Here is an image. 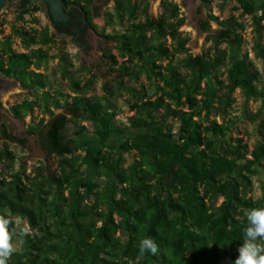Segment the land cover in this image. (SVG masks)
<instances>
[{
  "label": "trees",
  "instance_id": "trees-1",
  "mask_svg": "<svg viewBox=\"0 0 264 264\" xmlns=\"http://www.w3.org/2000/svg\"><path fill=\"white\" fill-rule=\"evenodd\" d=\"M139 1L144 0L136 3L117 0L115 8L125 9L134 15ZM227 1L222 0V6ZM207 2L202 0L204 4ZM235 2L242 8L241 13L251 15L255 31L252 47L261 59L264 71V0ZM146 5L144 3L141 10L144 20L132 22L129 33L104 34L108 41H116L118 54L123 57L118 61L111 50L104 52L112 63V71H117L119 76H136L145 70L147 75L162 80L153 99L141 98L140 102L136 100L131 104L135 114L128 116L126 124L111 127L109 118L103 113L101 100L84 93L83 90L92 85V78H86L83 83L79 79L70 81L74 95L64 104L47 90L41 92L45 102L49 100L51 105H63L65 108L58 113L48 108V120H54L60 142V148L53 153L60 157L61 170L59 173L49 172L45 181L54 184L57 192L48 206L42 201V196L37 197L36 192L20 178L6 182L4 187V181H0V209L8 208L14 214L28 217L31 225L40 224L43 232L35 241L29 235L24 236V244L31 256L29 260L18 257L9 260L8 264H234L238 258V248L243 243V224L240 221L246 223L243 209L264 205V196L257 201L248 195L254 171L252 167L264 170V119L258 124L261 139L252 147L238 136L234 145L220 150L218 143L228 126L226 122L209 116L211 112L226 113L232 101L231 92L237 87L246 98L264 95L256 85L261 72L245 52L237 59H231L227 81L219 80L226 90L218 93L207 79L203 96L196 98L195 95L201 80L225 63L227 50L219 48V42L240 45V30L245 24L233 14L219 19L216 14L208 12L204 27L200 28L210 30V20L219 24L217 32L210 34L214 39V52L196 55L187 52L182 59L183 65L192 72L187 74L171 61L164 66L156 63V59L188 50L187 37L178 30L183 17L179 16L177 3L164 0V11L156 18L147 13ZM39 7L34 4L30 10L28 6H22L18 9V18H23L25 12L33 13ZM147 30L163 38L155 47L148 40ZM11 35L18 36L22 45L29 49L16 51L11 48ZM167 36L171 40L170 46L164 42ZM53 41L47 26L37 30L12 24L11 32L0 38V63L5 74L24 87H43L46 83L43 72L30 66L38 68L48 52L42 46H30ZM134 59L139 62H134ZM116 64L118 67L114 69ZM115 80L121 84L118 77ZM102 87L113 93L107 82L102 83ZM34 105L35 101L31 99H22L12 104L11 109L21 117ZM46 106L49 107L48 104ZM143 110L146 115L141 114ZM78 116L95 119L94 128L86 130L85 126H80L72 135L66 134L64 129L70 117ZM169 116L178 120L175 131L164 124V118ZM35 129L31 128L30 132H35ZM121 134L125 137L117 139ZM111 138L117 139L113 145ZM107 147L121 155L134 149L138 155L130 164L123 166L120 160L111 158ZM77 149L83 151L81 159L87 167L86 173L80 176L67 156ZM13 154L8 148L0 147V160H6L8 166L14 159ZM240 158L244 160L237 164ZM101 171L107 176L104 183L106 208L103 210L98 209V201L93 204L88 201L93 195L99 198L95 177ZM65 189L70 190L68 196H65ZM220 197L223 201L217 205ZM45 207L48 208L47 214ZM52 214L61 217L57 232H52L47 223L48 215ZM99 220L100 226L97 224ZM50 235L61 239L59 246L48 241ZM121 236H126V240ZM145 236L154 238L159 252L138 258L137 245ZM50 250H60L59 256L46 254L41 257L40 252ZM224 257L229 259L222 263Z\"/></svg>",
  "mask_w": 264,
  "mask_h": 264
},
{
  "label": "rangeland",
  "instance_id": "rangeland-1",
  "mask_svg": "<svg viewBox=\"0 0 264 264\" xmlns=\"http://www.w3.org/2000/svg\"><path fill=\"white\" fill-rule=\"evenodd\" d=\"M16 0H7L3 3L0 9V38H4L9 32H11L12 24L23 25L26 28H36L40 30L47 25V18L43 12V8H39L32 11L25 12L23 18H18V11L16 7L13 6L12 2ZM136 3L138 0H133ZM164 0H144L138 2V9L134 15H131L127 10L119 8L116 9V1L114 4L111 2L107 8H102V15L98 20V27L101 32L107 34L116 35L122 32H130V25L132 22H137L139 20H144V13L141 11L144 3L147 5V13L156 18L164 11L163 6ZM176 2L178 6L179 16L183 17V23L179 25L178 30L182 32L183 36L187 37L186 47L188 50L186 52L176 53L170 57H163L156 59L157 64L164 66L166 62L171 61V63L179 68L182 72L191 74L190 69L183 65L182 59L190 52L194 55L201 52H209L213 54L214 52V39L210 36L211 33H216V29L219 24L215 20H210V30H204L200 27L191 26L185 8L181 0H170ZM38 0L30 1L28 8L31 10L34 4ZM222 0H208L206 4H203V8L206 14L211 12L216 14L219 19L228 17L233 14L236 19L240 20L245 24V27L240 30L242 33V40L240 45L232 44L228 41L219 42V48L225 47L227 50V58L225 63L218 67L216 72L210 73L208 77L203 78L200 82V88L197 89L196 98L203 96V91L207 79L215 86L218 93H222L226 90V87L220 84L219 80L227 81L226 77L228 75V68L231 65V59H237L243 53H247V57L251 60L254 66L261 72L256 81L258 89L264 91V71L262 70V61L257 57L253 50V42L255 31H253L251 15L248 13H241L242 8L237 7V2L235 0H228L224 6L221 4ZM237 7V8H236ZM46 11V10H45ZM104 13V17H103ZM96 18V19H98ZM50 26V23H49ZM148 40L155 47L156 44L163 38L158 37L152 30H147ZM165 44L170 46V37L164 39ZM262 43L264 44V27L262 35ZM10 45L16 51L25 50L24 46L20 42V39L16 35H11ZM40 44H35L33 46H39ZM42 48L46 49L48 54L43 59L38 68L31 69L43 72L45 76L46 83L43 87L34 86L33 88L24 87L19 81L10 77L8 97H7V107L9 108L12 104L21 101L22 99H31L35 101L33 109L24 113L23 116L16 118L25 128L26 126L32 127L33 129L43 126L50 118V112L48 110H53L54 113L64 111V106L55 107L51 105L48 100L45 102L40 94L43 90H47L52 97L59 98L60 102L64 104L65 100H70V96L74 95L71 91L69 83L75 79H79L81 83L85 81L86 78H92L93 83L87 89H84V93L88 96L98 98L101 100L103 105V113L109 118L111 127L123 126L128 122V116L135 114V110L131 108V104L138 100L140 102L141 98H154L155 90L157 85H162V80L153 75H147L145 70L140 71L136 76L134 75H121L119 76L116 72L111 70L112 63L104 55V52L111 50L112 54L116 55L118 61L122 60V56L118 54V48L116 41L105 40V50H102L103 56L108 60V70L100 72L83 60L82 54L77 50V46L73 45L71 42H66L64 39L58 37V47L56 41L54 40L50 44L41 45ZM81 54V55H80ZM62 55V57H61ZM134 62H139L134 59ZM118 67V64L113 66L114 69ZM118 77L121 84L115 78ZM107 82L109 89L113 93H108L103 87L102 83ZM83 93V92H81ZM232 101L230 106L227 108L225 114H216L211 112L210 118L215 117L217 121H224L227 123L228 129L226 134L219 140V149L223 150L225 147L234 145L236 138L239 136L242 138V142L246 143L248 147H252L257 141L261 139L258 131V124L261 119H264V95H251L246 98L242 90L237 87L231 92ZM48 104L49 107L46 106ZM215 104L217 102L215 101ZM203 113V111H202ZM146 115L144 110L141 113ZM204 114V113H203ZM69 116V114H67ZM164 124L172 128L175 131L178 127V120L175 117H165ZM96 120L91 117L78 116L75 118L70 117L66 124L64 132L66 134H71L76 131L80 126H85L86 130H92L95 126ZM117 139H123L125 136L123 134L117 135ZM114 137V136H113ZM112 139V138H111ZM110 141L113 145L116 142V138ZM0 147L8 148L14 154V159L11 165L6 164V160H0V181L3 182V187L7 185L6 182H15L20 178L22 183H24L29 189L31 188L36 192V196H42L43 202L49 206L51 201L54 199L57 190H55L54 184H48L45 181V176L49 172L59 173L60 168V157L55 153L47 155L45 157L36 156L35 159L31 160L28 158V150L25 146L15 144L9 141L0 142ZM110 153L113 160H120L123 166L130 164L138 155L134 149H129L121 154L115 149L110 147L106 148ZM83 151L77 149L74 153L68 154V158L72 160V164L77 168V175H84L86 173V164L82 161L81 156ZM243 158L238 159L237 164L243 162ZM254 169L251 180L252 184L248 195H252L253 199L259 201L260 198L264 196V190L262 189V183H264V170L262 168L252 167ZM107 176L104 171L96 174L95 180L97 181V187L95 188L99 192V198L93 195L88 201L93 204L98 201V209L103 210L106 208V190H104V183ZM34 181V182H33ZM41 185V187H39ZM27 189V190H29ZM40 189V190H39ZM29 190V191H32ZM66 190V195L70 194V190ZM223 201V197H220L217 201L219 205ZM47 206V207H48ZM45 207L44 211L47 214L48 208ZM0 214H8L14 220V227L16 228L17 235L13 237V243L17 251L9 260L17 259L18 257L23 260H29V251L24 244V236L29 235L33 241L37 237H41L43 232L41 231V225L37 226L31 225L29 218L23 215L14 214L10 209L4 208L0 209ZM59 215L52 214L48 215L47 223L50 225L52 232H57L61 224L59 223ZM97 224L100 226L101 221L99 220ZM25 233L20 235V233ZM48 241L59 246L61 239L50 235ZM122 240H126V236H121ZM37 250L34 251L36 254ZM60 250H50L48 252H40L41 257L44 255H49L50 257L59 256ZM229 257H224L222 263H225Z\"/></svg>",
  "mask_w": 264,
  "mask_h": 264
},
{
  "label": "water",
  "instance_id": "water-1",
  "mask_svg": "<svg viewBox=\"0 0 264 264\" xmlns=\"http://www.w3.org/2000/svg\"><path fill=\"white\" fill-rule=\"evenodd\" d=\"M5 0H0V9ZM34 1V0H30ZM50 23V32L79 46L83 60L94 69L108 70V60L102 49L105 39L88 24L79 5L66 6L62 0H42ZM111 0H93L90 4L93 13L99 12ZM191 26L204 27L206 14L202 0H181ZM0 63V139L8 138L28 150V158H42L60 148L54 120H48L37 131H28L10 112L7 105L9 80Z\"/></svg>",
  "mask_w": 264,
  "mask_h": 264
},
{
  "label": "clouds",
  "instance_id": "clouds-1",
  "mask_svg": "<svg viewBox=\"0 0 264 264\" xmlns=\"http://www.w3.org/2000/svg\"><path fill=\"white\" fill-rule=\"evenodd\" d=\"M246 223L243 224V243L238 248V258L234 264H264V205L243 209ZM14 220L8 214H0V264H8L9 259L17 251L13 237L17 235L13 226ZM25 233L21 232L20 235ZM138 258L147 253L156 255L159 246L150 236L141 238L137 245Z\"/></svg>",
  "mask_w": 264,
  "mask_h": 264
},
{
  "label": "flooded vegetation",
  "instance_id": "flooded-vegetation-1",
  "mask_svg": "<svg viewBox=\"0 0 264 264\" xmlns=\"http://www.w3.org/2000/svg\"><path fill=\"white\" fill-rule=\"evenodd\" d=\"M5 1H7V0H5ZM4 1V2H5ZM92 1L93 0H78V1H76V0H62V2H63V4L65 5V7L66 6H70L71 4H76V5H79V7L81 8V10H82V12H83V14H84V16H85V18H86V20H87V22H88V24L91 26V28L95 31V32H98L105 40H107L106 39V37L104 36V34H107V33H105V32H101V30H99V27H98V25H97V23H98V20H99V18L98 17H100L101 15H102V11L100 10L99 12H95V13H93V11H92V9H91V6H90V4L92 3ZM114 1H116V5H117V0H111L110 2H108L107 4H105L102 8H107L109 5H111L110 3L112 2L113 4H114ZM133 1V0H132ZM29 2H30V0H16L15 2H12V4H13V6L14 7H16L17 8V10L19 9V8H21L22 6H28V4H29ZM36 4H38L39 6H41L42 8H43V12H45L44 14L46 15V18H47V14H46V9H45V4H44V2L42 1V0H38V2L36 3ZM116 5L114 6V8L116 7ZM41 7H39V8H41ZM38 8V9H39ZM38 9H36V10H38ZM103 17H104V13H103ZM96 18H98V19H96ZM47 27H48V33L49 34H51L52 35V38L56 41V44H57V47H58V37L59 36H56V35H54L52 32H50V26H49V21H48V18H47V25H46ZM43 28H41L40 30H42ZM60 38H62V37H60ZM62 39H64V38H62ZM66 42H71V41H68V40H66V39H64ZM108 41V40H107ZM109 42V41H108ZM72 43V42H71ZM36 44H40V43H36ZM48 44H50V43H48ZM73 45H75V46H77V50L81 53V51H80V49H79V46L76 44V43H72ZM35 45V44H34ZM33 45V46H34ZM41 45H47V44H40L39 46H41ZM33 46H30L31 48H33ZM36 47H38V46H36ZM25 48V47H24ZM28 50L29 48H25V50ZM102 50H105V46L103 47V49ZM24 51V50H23ZM81 55V54H80ZM82 56V55H81ZM9 110H10V112H11V114L15 117V118H19L20 116H18V115H16V114H14V112L12 111V109H11V106L8 108ZM32 128V127H31ZM31 128L30 127H28V126H26V129L28 130V131H30L31 130ZM37 129L38 128H36L35 130L37 131ZM34 130V131H35ZM3 141H9V142H12V141H10L8 138H1L0 139V142H3ZM13 143H15V144H19V143H16V142H13ZM19 145H21V144H19ZM23 146V145H22Z\"/></svg>",
  "mask_w": 264,
  "mask_h": 264
}]
</instances>
